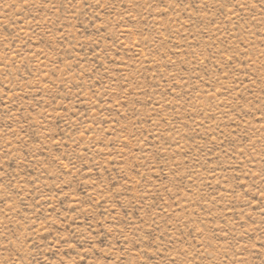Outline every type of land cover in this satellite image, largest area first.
Instances as JSON below:
<instances>
[{"label": "rangeland", "instance_id": "rangeland-1", "mask_svg": "<svg viewBox=\"0 0 264 264\" xmlns=\"http://www.w3.org/2000/svg\"><path fill=\"white\" fill-rule=\"evenodd\" d=\"M0 264H264V0H0Z\"/></svg>", "mask_w": 264, "mask_h": 264}]
</instances>
